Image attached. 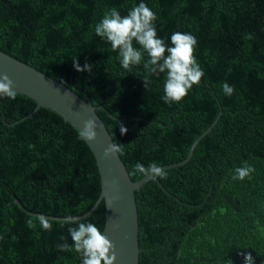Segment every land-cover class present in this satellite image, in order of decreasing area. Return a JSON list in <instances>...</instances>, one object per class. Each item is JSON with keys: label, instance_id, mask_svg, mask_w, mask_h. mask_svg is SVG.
I'll list each match as a JSON object with an SVG mask.
<instances>
[{"label": "trees", "instance_id": "trees-1", "mask_svg": "<svg viewBox=\"0 0 264 264\" xmlns=\"http://www.w3.org/2000/svg\"><path fill=\"white\" fill-rule=\"evenodd\" d=\"M141 2L166 45L177 31L197 40L204 76L180 102L162 99L166 73H150L144 61L128 72L95 34L108 9L123 16ZM0 51L101 106L133 181L144 177L130 175L137 163L184 161L221 111L189 160L157 178L172 196L154 181L135 193L138 264H245L247 254L264 264V0H0ZM85 64L90 70L77 71ZM78 135L24 95L0 97V264H82L80 253L57 248L72 244L68 221L103 232V202L77 219L101 191L95 158ZM246 165L255 168L252 179L234 180ZM32 214L60 220L47 218L50 231L38 222L33 229Z\"/></svg>", "mask_w": 264, "mask_h": 264}, {"label": "clouds", "instance_id": "clouds-1", "mask_svg": "<svg viewBox=\"0 0 264 264\" xmlns=\"http://www.w3.org/2000/svg\"><path fill=\"white\" fill-rule=\"evenodd\" d=\"M156 14L143 2L133 5L126 15H121L116 8L108 9L102 19L95 25V34L105 39L113 51L119 52L120 63L128 72L132 66L139 65L144 61V68L150 73H166L164 83L165 103L180 102L194 85H198L204 72L194 55L197 40L194 35L184 32H174L171 37V46L165 44L162 38H158L155 21ZM251 39V36L247 37ZM139 45V47L134 46ZM145 53L148 59L145 61ZM90 70L85 64L83 68L77 66V71ZM225 95L231 96L234 88L228 83L222 84ZM0 97L15 100L17 92L14 90L13 81L6 75H0ZM96 122L87 120L82 130L79 131L78 139L93 141L96 138ZM127 129L120 127L121 134ZM124 154V144L112 143L104 151V156L111 154ZM255 168L251 165L235 169L233 179L251 180ZM141 174L153 179H165L167 173L156 163L145 167L137 163L130 175ZM37 222L43 230H51V222L43 215L30 218L27 226L35 229ZM68 223L75 226L69 227L72 244L65 241L57 246L58 251L69 252L75 250L81 254L82 264H113L115 260L114 244L108 239L95 224L79 222L70 219ZM61 239H64L63 237ZM245 264H254L251 254L244 256Z\"/></svg>", "mask_w": 264, "mask_h": 264}, {"label": "water", "instance_id": "water-1", "mask_svg": "<svg viewBox=\"0 0 264 264\" xmlns=\"http://www.w3.org/2000/svg\"><path fill=\"white\" fill-rule=\"evenodd\" d=\"M2 74H6L13 81L17 94L32 99L36 103L37 109L47 108L54 111L78 133L82 130L85 121L91 119L96 122V138L93 141H84L95 158L101 191L94 206L87 214L77 219L89 216L103 202L105 206L103 232L115 246L113 264H138L139 224L135 193L147 182L154 181L165 194L172 195L166 191L157 178L144 176L138 181L131 180L119 154L113 153L108 157L104 156L105 149L114 142L97 113L98 110H102L101 106H94L88 98H83L69 86L0 51V75ZM221 114L220 111L212 126L193 142L189 156L184 161L161 168L167 170L185 164L192 156L194 147L213 128ZM15 202L19 204L17 201Z\"/></svg>", "mask_w": 264, "mask_h": 264}]
</instances>
